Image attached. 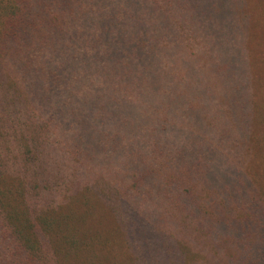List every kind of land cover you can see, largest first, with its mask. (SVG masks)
<instances>
[{
	"label": "trees",
	"instance_id": "trees-1",
	"mask_svg": "<svg viewBox=\"0 0 264 264\" xmlns=\"http://www.w3.org/2000/svg\"><path fill=\"white\" fill-rule=\"evenodd\" d=\"M253 53L264 0H0V264H264V140L222 101L257 98ZM203 71L192 132L85 101Z\"/></svg>",
	"mask_w": 264,
	"mask_h": 264
},
{
	"label": "rangeland",
	"instance_id": "rangeland-1",
	"mask_svg": "<svg viewBox=\"0 0 264 264\" xmlns=\"http://www.w3.org/2000/svg\"><path fill=\"white\" fill-rule=\"evenodd\" d=\"M258 54L253 53L254 67L251 68L254 76L259 78V75L264 79V64H260ZM257 63V65H256ZM254 71V72H253ZM215 77L208 71L199 73L198 87L189 89L190 95L188 100H164L159 99L154 93L145 92V88L142 93L134 100H85L86 102H93L101 107L107 105L108 116H112L116 121H133L139 119H147L152 117L155 113L169 114L171 119H176L178 131L180 132H192L194 130L191 125H199V119L197 115L200 111L206 110L210 105L212 106L213 100H196L194 95L196 93H204V89L209 84L208 82H214ZM258 85V95L255 100H222L230 105L231 109L238 105V117L235 118L234 113L231 115L229 124L231 130L235 132V128L238 126L239 133L245 130L246 125H250L249 131L254 133V142L260 143L264 140V85ZM184 89H187L185 87ZM199 90V91H198ZM227 101V102H226ZM222 102V103H223ZM241 108H240V106ZM186 106H189L187 108ZM230 113V109H229ZM127 126L128 123H116L115 128L121 126ZM264 146V145H263ZM264 153V148L262 150ZM261 152V151H260Z\"/></svg>",
	"mask_w": 264,
	"mask_h": 264
}]
</instances>
